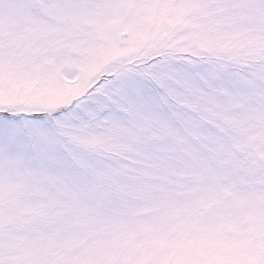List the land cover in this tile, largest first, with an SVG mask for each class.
<instances>
[{
	"label": "snow or ice",
	"instance_id": "obj_1",
	"mask_svg": "<svg viewBox=\"0 0 264 264\" xmlns=\"http://www.w3.org/2000/svg\"><path fill=\"white\" fill-rule=\"evenodd\" d=\"M0 264H264V0H0Z\"/></svg>",
	"mask_w": 264,
	"mask_h": 264
}]
</instances>
